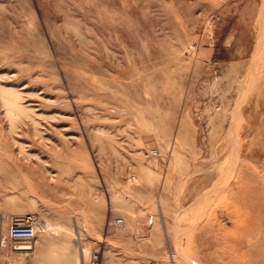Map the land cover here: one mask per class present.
Returning a JSON list of instances; mask_svg holds the SVG:
<instances>
[{"label": "rangeland", "instance_id": "obj_1", "mask_svg": "<svg viewBox=\"0 0 264 264\" xmlns=\"http://www.w3.org/2000/svg\"><path fill=\"white\" fill-rule=\"evenodd\" d=\"M263 195L264 0H0V264H264Z\"/></svg>", "mask_w": 264, "mask_h": 264}, {"label": "built area", "instance_id": "obj_2", "mask_svg": "<svg viewBox=\"0 0 264 264\" xmlns=\"http://www.w3.org/2000/svg\"><path fill=\"white\" fill-rule=\"evenodd\" d=\"M7 225L6 233L2 237L3 244L7 242H27L31 246L39 230V224L36 219L30 215L7 216L5 218ZM114 230L124 229L125 224L121 218H117L111 224ZM14 248V246H13ZM125 264H153V263H125Z\"/></svg>", "mask_w": 264, "mask_h": 264}, {"label": "crops", "instance_id": "obj_3", "mask_svg": "<svg viewBox=\"0 0 264 264\" xmlns=\"http://www.w3.org/2000/svg\"><path fill=\"white\" fill-rule=\"evenodd\" d=\"M67 242V248L70 249L71 257H69L68 264H78L77 259H81L80 262L83 264V258H82V250L83 247H88L87 243L81 244V239L78 237H73L72 235H59L57 236V239L53 237L52 235H44L42 237H38L34 240L32 249H31V256L33 260V264H46L45 255L49 254L51 252V249L54 247V242ZM76 248L78 251H76V254L74 255L75 251L73 250ZM77 257V258H76ZM43 260V263L42 261Z\"/></svg>", "mask_w": 264, "mask_h": 264}, {"label": "bare ground", "instance_id": "obj_4", "mask_svg": "<svg viewBox=\"0 0 264 264\" xmlns=\"http://www.w3.org/2000/svg\"><path fill=\"white\" fill-rule=\"evenodd\" d=\"M248 190L249 189H247L246 194H245V204L243 205V211H244L243 213L245 215L249 216V217H253L257 213H260L259 211H261L262 209H257V207H252L251 206L250 200L253 198V196H256L257 195V192H255V193H249ZM251 228L254 231L256 230V234H257V233H260V232L263 231L264 225H260V224L255 225V224H252L251 225ZM13 246H14L15 252H17L19 254L20 253H23V254L29 253L30 254L31 249H32V245L29 246L27 242H16V243L13 244ZM29 254H27V255H29Z\"/></svg>", "mask_w": 264, "mask_h": 264}]
</instances>
